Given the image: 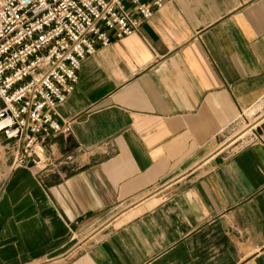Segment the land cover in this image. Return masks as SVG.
I'll use <instances>...</instances> for the list:
<instances>
[{"label": "crops", "instance_id": "0c3cea01", "mask_svg": "<svg viewBox=\"0 0 264 264\" xmlns=\"http://www.w3.org/2000/svg\"><path fill=\"white\" fill-rule=\"evenodd\" d=\"M257 106L264 0L166 3L83 60L57 109L71 132L45 146L56 168L9 172L0 264H264ZM251 118L258 140L232 149Z\"/></svg>", "mask_w": 264, "mask_h": 264}, {"label": "built area", "instance_id": "2783aa9c", "mask_svg": "<svg viewBox=\"0 0 264 264\" xmlns=\"http://www.w3.org/2000/svg\"><path fill=\"white\" fill-rule=\"evenodd\" d=\"M173 1L0 0V145L15 149L11 170L56 168L45 146L71 132L57 109L74 91L83 60L138 33ZM257 140L251 133L239 144Z\"/></svg>", "mask_w": 264, "mask_h": 264}, {"label": "rangeland", "instance_id": "374dc122", "mask_svg": "<svg viewBox=\"0 0 264 264\" xmlns=\"http://www.w3.org/2000/svg\"><path fill=\"white\" fill-rule=\"evenodd\" d=\"M256 111H260L262 113L264 110H262V106H257L255 109H253L252 113L254 114ZM250 113L251 112L247 113L248 117H249ZM253 121L254 120L252 118L249 119V123H251L250 125L256 124V123L253 124L252 123ZM250 125L247 126V123L245 121L241 120L238 127L235 128V130L231 133L230 137L227 139V145L231 146L232 149L239 146V143H240V140L238 142L239 137H241V140H242V139H245L246 135L251 133V131H250L251 127L249 128ZM244 134H245V136H243ZM0 140L1 141L3 140L2 137H0ZM14 156H15V149L13 148L12 145H9V146L1 145L0 146V176H1L0 194L5 189L6 183H7L8 178H9V172L14 171V170L10 169V166L13 162ZM4 158L6 161L4 164L6 165L5 168L8 171V174H7V172L5 173V171L2 172V160ZM17 169H20V168H17ZM37 171L38 170L33 169V173H35L36 176L38 175Z\"/></svg>", "mask_w": 264, "mask_h": 264}, {"label": "bare ground", "instance_id": "6f19581e", "mask_svg": "<svg viewBox=\"0 0 264 264\" xmlns=\"http://www.w3.org/2000/svg\"><path fill=\"white\" fill-rule=\"evenodd\" d=\"M243 136H245V134L243 135ZM241 138V137H240ZM1 146V145H0Z\"/></svg>", "mask_w": 264, "mask_h": 264}]
</instances>
